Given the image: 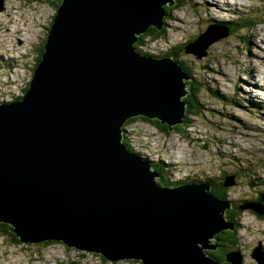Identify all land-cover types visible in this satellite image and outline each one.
Listing matches in <instances>:
<instances>
[{
    "label": "water",
    "instance_id": "obj_1",
    "mask_svg": "<svg viewBox=\"0 0 264 264\" xmlns=\"http://www.w3.org/2000/svg\"><path fill=\"white\" fill-rule=\"evenodd\" d=\"M174 4H59L30 88L0 104V224L20 241H54L58 250L105 262L219 264L203 249L215 250V234L232 230L230 202L206 183L158 184L160 174L122 142L121 128L133 117L169 131L183 123L190 77L176 60L134 48L149 26L163 28V7ZM227 34L206 40L200 52L186 45L184 53L201 59ZM233 184L230 177L223 187ZM230 255L241 264L239 253ZM251 256L264 264L261 247Z\"/></svg>",
    "mask_w": 264,
    "mask_h": 264
},
{
    "label": "rangeland",
    "instance_id": "obj_2",
    "mask_svg": "<svg viewBox=\"0 0 264 264\" xmlns=\"http://www.w3.org/2000/svg\"><path fill=\"white\" fill-rule=\"evenodd\" d=\"M59 1L3 0L0 104L18 101L24 95L25 86L33 79L36 52L51 30ZM179 6H173L163 19L164 38L146 39L141 51L155 58L167 53L179 57L192 77L187 75L197 85L194 100L200 113L191 115L190 126L180 125L179 136L173 130L178 124L171 125L173 131H168L165 125L138 117L122 127V142L133 153L141 155L150 164L151 171L174 183V187L213 179L218 188L221 182L233 177L234 184L225 188L231 208L248 201L262 207L264 0H182ZM238 24L246 28L228 33L226 38L211 44L203 58L196 59L183 52L185 44L193 41L197 43L191 50L202 51L206 40L226 32L225 25L236 27ZM204 32H207L206 39H199ZM232 214L237 216L235 224L240 227L237 250L242 256L241 264H257L250 255L256 247L264 252V211L258 216L250 210L238 212L234 207ZM18 241L12 242L0 231V264H138L136 260L105 262L61 251L58 242L23 244Z\"/></svg>",
    "mask_w": 264,
    "mask_h": 264
},
{
    "label": "trees",
    "instance_id": "obj_3",
    "mask_svg": "<svg viewBox=\"0 0 264 264\" xmlns=\"http://www.w3.org/2000/svg\"><path fill=\"white\" fill-rule=\"evenodd\" d=\"M62 1V0H60ZM60 1L59 3L57 4V7L59 6L60 4ZM182 0H176V4L174 5V8H179V3L181 2ZM166 11V16H168V14L170 13V11L172 10V7H168V6H165L163 7ZM249 25V22H247ZM50 28V27H49ZM152 27H150L144 34H142L140 37H139V41L134 45V48L140 52L141 54L143 55H149L148 53H144L141 51V46H142V42L145 41L146 39H149L151 41H154V40H161L162 38H164L163 34L165 32V30H161V31H155L154 29H151ZM224 28H228L229 29V33H233V32H239V30L243 29V28H246V26H244L243 24L242 25H239L238 26H233V25H230V26H227L225 25ZM48 35V33H47ZM150 37V38H148ZM47 38V36H46ZM45 42H46V39H45ZM44 45L45 43L42 44L41 46V49L39 50V52H36V55H35V67L39 64V62L41 61L42 59V54L44 52ZM164 56H172L177 62L180 63V66L184 69V71L186 72V74H189L191 77H192V74L191 72L188 71V69L185 67V65L179 61V57L176 56V55H173V54H170V53H167L165 54ZM33 73H34V70H33ZM186 84H187V88L189 90V94L185 97L184 99V102L186 103V113H185V118L182 119V121H184V125L185 126H190L191 124V121L189 120L191 118V115L192 116H197L199 113H200V110H199V106L197 104V102L194 100L195 97H196V84L192 81V79L186 81ZM200 87V85H199ZM30 88L29 84H27L25 86V89L23 90V93L24 95L26 94L27 90ZM202 105H200L201 107ZM138 117H133V118H130L128 119L127 121V124L128 123H131L132 121H134V119H137ZM140 118H143L144 120L146 121H154V120H147L146 118L144 117H140ZM157 123V125H159V122L158 121H155ZM153 123V122H152ZM165 129L169 131V128L167 125H165ZM174 132L175 134H177L178 136L181 134V127H180V124H178L176 127H174ZM126 145V143H123ZM126 147L128 148V150L130 152H132V150L126 145ZM157 170H158V167L157 166H154ZM163 175H161V178L159 179L158 184L160 185H166V186H174V183H172L171 181H166L162 178ZM214 181L213 179H209V180H204V181H196L197 183H207L209 185H211V193L214 197H216L218 200H221V201H228L227 200V197H225L226 195V189L223 188L222 186V183H220V187H215V185L213 184ZM247 203H252L251 201H248ZM264 203V202H263ZM236 210H238V212H240V205H235L234 206ZM233 208H230L228 209L225 213V219L228 223L232 222L233 223V228L232 230H224V231H221L220 233L218 234H215L214 236V243H215V246L217 247V250H207L205 251L207 256L210 257L211 259L215 260L217 263L219 264H231L229 261H228V258H227V255L232 252L233 250L234 251H237V249L239 248L238 246V240H237V233H238V228L239 225L238 223L235 224V221H236V215L235 214H232L233 212ZM263 207V210H264V206ZM0 230L2 232V236H10L11 237V240L12 242H16L18 241V239L14 236V234H12L10 232V227L8 224H5V223H2V226L0 227ZM19 242V241H18ZM51 243H55V242H47V244H51ZM209 251V252H208ZM102 258V257H101ZM103 259V258H102ZM104 260V259H103ZM140 264H142L140 261H139Z\"/></svg>",
    "mask_w": 264,
    "mask_h": 264
},
{
    "label": "clouds",
    "instance_id": "obj_4",
    "mask_svg": "<svg viewBox=\"0 0 264 264\" xmlns=\"http://www.w3.org/2000/svg\"><path fill=\"white\" fill-rule=\"evenodd\" d=\"M174 6V5H173ZM172 6V7H173ZM169 7V6H168ZM165 18V17H164ZM163 28H164V26H163ZM138 41H139V39H138ZM185 46H186V44H185ZM185 46H184V48H185ZM184 48H183V52H184ZM191 55V54H190ZM164 57H170V58H172V59H174L172 56H164ZM163 58V57H162ZM175 60V59H174ZM179 63V62H178ZM180 64V63H179ZM187 90H188V88H187ZM147 119V118H146ZM147 120H149V119H147ZM154 121H156V120H154ZM183 123H184V121H183ZM182 123V124H183ZM159 124H160V122H159ZM182 124H180V125H182ZM123 133V132H122ZM133 153V152H132ZM139 155V154H138ZM141 158H142V156L141 155H139ZM143 159V158H142ZM144 160V159H143ZM226 181H223V182H221L222 183V186H223V184L225 183ZM228 182V181H227ZM158 183V182H157ZM205 183V182H204ZM186 184H189V183H186ZM191 184H194V183H191ZM197 184H201V183H197ZM207 184V183H206ZM166 186V185H165ZM171 187V186H170ZM172 187H174V186H172ZM224 188V187H223ZM228 188V187H227ZM210 192H211V185H210ZM216 198V197H215ZM219 201H221V200H219ZM222 202H229V201H222ZM248 204H250V205H252V206H254L252 203H245V204H243V205H240V210H241V207H243V206H245V205H248ZM254 207H258V209H259V207L260 206H254ZM231 208V207H230ZM245 210H250V211H252L251 209H245ZM226 212V211H225ZM253 212V211H252ZM253 213H255V212H253ZM256 215H258L257 213H255ZM225 215H226V213H225ZM258 216H262V215H258ZM234 226V225H233ZM214 238H213V244L215 245V243H214ZM217 248V247H216ZM257 248V247H256ZM254 250V249H253ZM253 252V251H252ZM233 253H239L240 254V252H238V250L237 251H232V252H230L229 254H231L230 256H232L233 255ZM252 254V253H251ZM240 256H241V254H240ZM251 256V255H250ZM251 258H252V256H251ZM253 259V258H252ZM255 260V259H254ZM241 261H242V256H241ZM256 261V260H255ZM257 263V262H256Z\"/></svg>",
    "mask_w": 264,
    "mask_h": 264
},
{
    "label": "bare ground",
    "instance_id": "obj_5",
    "mask_svg": "<svg viewBox=\"0 0 264 264\" xmlns=\"http://www.w3.org/2000/svg\"><path fill=\"white\" fill-rule=\"evenodd\" d=\"M173 2H175V4H176V0H173ZM174 4V5H175ZM2 8H3V6H2ZM0 11H3L2 9H0ZM150 28V27H149ZM148 28V29H149ZM163 28H161V30H162ZM194 42V41H193ZM191 42V44H189V45H191V47H193L194 48V45H195V43H197V42ZM122 127H124V125L122 126ZM122 129V128H121ZM148 163V162H147ZM20 240V239H19ZM23 244H36L35 243V241L34 240H29L28 239V241H21ZM211 242V241H210ZM212 243V242H211ZM42 244V243H41Z\"/></svg>",
    "mask_w": 264,
    "mask_h": 264
},
{
    "label": "flooded vegetation",
    "instance_id": "obj_6",
    "mask_svg": "<svg viewBox=\"0 0 264 264\" xmlns=\"http://www.w3.org/2000/svg\"><path fill=\"white\" fill-rule=\"evenodd\" d=\"M242 262V261H241Z\"/></svg>",
    "mask_w": 264,
    "mask_h": 264
}]
</instances>
